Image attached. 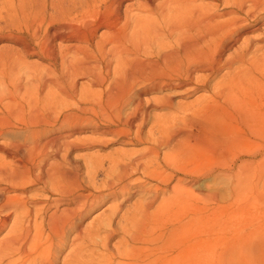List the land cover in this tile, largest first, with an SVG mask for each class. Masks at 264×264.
Here are the masks:
<instances>
[{"label":"bare ground","instance_id":"6f19581e","mask_svg":"<svg viewBox=\"0 0 264 264\" xmlns=\"http://www.w3.org/2000/svg\"><path fill=\"white\" fill-rule=\"evenodd\" d=\"M123 2L0 0V31L20 42L12 53L0 52V138L5 139L0 141V264L199 260V241L180 238L183 225L161 228L158 218L160 208L164 211L193 194L180 185L186 178L180 176L173 193L152 210L162 185H169L168 171H175L169 180L183 172L181 164L201 133L224 131L222 112L233 114L250 131L264 129V31L243 37L264 23V0H142L124 9ZM108 9L114 12L112 20L101 15ZM44 25L49 30L43 35ZM37 38L43 40L50 62L45 71L26 63L37 52ZM223 69L227 71L213 94L195 100L174 124L162 115L145 133L144 94L168 90L161 103L169 109L173 94L206 88ZM80 77H87V86L79 88ZM69 101L77 110L62 112L64 105L70 109ZM89 111L105 117L125 114L118 128L85 119L99 133L122 135L146 147L121 156L108 154V165L87 162L83 172L71 159L77 145L62 136L47 139L43 133ZM73 124L84 126L81 121ZM100 170L104 177L98 182ZM138 173L146 179L134 178ZM152 180L147 186L145 181ZM135 188L146 198L126 208L121 224L115 225ZM110 198L119 201L86 225L91 211ZM120 233L113 250L110 241ZM93 244H102L104 252L96 256ZM243 244L233 248L231 264L240 255L264 264L263 246L250 240Z\"/></svg>","mask_w":264,"mask_h":264},{"label":"rangeland","instance_id":"374dc122","mask_svg":"<svg viewBox=\"0 0 264 264\" xmlns=\"http://www.w3.org/2000/svg\"><path fill=\"white\" fill-rule=\"evenodd\" d=\"M124 1L123 9L130 2L138 4L142 0H138L139 2L136 0ZM197 1L200 2V0ZM210 1L201 0L204 3H214V0ZM222 6L224 7V5L222 4L220 6L221 9L223 8ZM93 11L95 15L97 12L96 9ZM101 15L106 16L108 20H112L114 12L112 9H108V11L103 10ZM257 24L259 29L249 31L243 37L250 34L257 35L259 32L262 33L264 31V23L260 21ZM48 30L47 25H44L42 28L43 35ZM0 36L1 53H8V49L12 53L13 49L20 47V42L13 36H10L7 30L0 31ZM243 39L239 43L243 42ZM40 40L38 38L36 39V42H38L37 52L27 56L26 60L28 59L29 61L27 60L26 63H31L32 65H29L37 70L41 71L44 69L45 71L50 66H47L50 62L47 57V51L43 47V40L41 42ZM42 51L46 53L44 54ZM38 67L41 68L38 69ZM226 71L227 69H223L214 75L209 80L206 88L192 91L189 94L181 91L173 94L174 106L169 109L164 108L161 103L162 96L169 93L168 90L144 94L143 99L147 109L145 128L143 127L145 133L149 132L153 124L155 126L158 125L157 122H160L158 120L162 115L163 117H169V124H174L181 115L190 110L188 107L195 100L197 101L201 97H208L216 91L214 90L216 89V83L218 80L221 81L224 78ZM87 81V77L78 78L79 88L87 86ZM69 103L71 104L70 109L64 105L61 107L62 112H69L72 109L77 110V106L74 103H71V101ZM221 116L227 125L224 131L217 134H210L211 136L201 133L200 137L192 142V147H189V153L181 164L183 172L179 171L175 175L176 177L174 176L172 180H169L170 175L173 176L172 171L174 170L172 168L169 169L168 172L170 175L167 178L169 185H162L163 193L160 192L159 200L152 207V210L157 206L158 209L162 197L170 196L173 193L171 188L179 183V177L183 176L186 178V180L180 182V185H184L187 189L192 190L193 194L185 199V201L164 207V211L163 208L162 210L160 208L158 218L162 222L160 224L161 228L168 227L167 229H170V227L183 225V227H180L181 230L177 232L179 237L189 240L190 243H193L196 239L199 241L198 243L202 247V256H200L202 260L200 257L198 258L199 260H195V257L190 256L189 264H231L228 257L231 256L233 248L238 249L244 246L243 243L248 240L257 242L264 247V129L260 131L258 129L253 130L257 132L254 133L248 130L239 119H235L233 114L222 112ZM85 117L93 118V121H100L103 125L118 128L122 127L125 114L120 118L116 115L105 117L100 114L98 116L92 111L87 113L78 112L75 117L69 120L71 123L66 122L61 127L58 125L55 129H48L43 133V136L47 139L62 136V140L66 139L72 144L77 145L78 148L71 153V159L75 164L77 163L82 166L83 172L86 170L87 162L97 164L99 161L100 164L103 160L105 161V165H108V154L121 156L127 152L141 151L146 147V144L132 143L122 135L99 133L94 130L93 126H90L92 125V121H87ZM77 121L83 122L84 126L78 129V125L74 126L73 124ZM86 123L88 124L86 125ZM196 132H198L197 127L194 128V133ZM3 140L5 139L0 138V141ZM191 141V139L188 140L189 143ZM0 154L3 153L0 151ZM138 174L134 178L140 176L142 179H146V176L142 173ZM194 175L196 178L193 177ZM103 177L104 174L100 170L96 179L98 182H101ZM153 182L155 180L150 182L145 181L147 186L152 185ZM134 191L132 196L125 200L121 209L118 211L119 214L115 218V225L121 224V215H123L126 208L132 207L146 198L144 192L139 191L137 188ZM116 201L118 202L119 200L110 198L95 207L85 219V224L91 225L98 216L110 211L117 203ZM3 234L4 232L0 234V237ZM121 235L123 233L117 234L111 239V249L116 250L115 248L117 247L119 239L122 237ZM92 249L97 251L96 256L104 252L102 244H93ZM211 253L212 256L210 255ZM234 264L263 263L257 260V258H252L250 255H240L237 256Z\"/></svg>","mask_w":264,"mask_h":264}]
</instances>
